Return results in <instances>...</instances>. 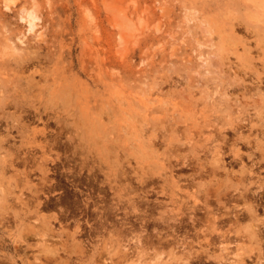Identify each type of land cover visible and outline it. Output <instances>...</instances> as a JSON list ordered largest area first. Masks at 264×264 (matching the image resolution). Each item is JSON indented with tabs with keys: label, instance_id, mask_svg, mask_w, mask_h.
Here are the masks:
<instances>
[{
	"label": "rangeland",
	"instance_id": "374dc122",
	"mask_svg": "<svg viewBox=\"0 0 264 264\" xmlns=\"http://www.w3.org/2000/svg\"><path fill=\"white\" fill-rule=\"evenodd\" d=\"M263 181L264 0H0V264H264Z\"/></svg>",
	"mask_w": 264,
	"mask_h": 264
},
{
	"label": "bare ground",
	"instance_id": "6f19581e",
	"mask_svg": "<svg viewBox=\"0 0 264 264\" xmlns=\"http://www.w3.org/2000/svg\"><path fill=\"white\" fill-rule=\"evenodd\" d=\"M11 1H13V0H4V4H5V7L6 8H8V4L11 2ZM23 19H25V21L27 22V25H28V31H33L34 30V27H35V21H36V19H38V16L36 15V12H35V10H33V9H30V10H28L26 13H25V16H23L22 17ZM119 39H121L120 38V36H119ZM241 154V153H240ZM242 178V177H241ZM250 178V177H249ZM261 180V179H260ZM241 191V190H240ZM252 192V191H251ZM246 193V192H245ZM232 194V193H231ZM238 194V193H237ZM243 195H244V193H242ZM264 194V181L262 182V183H258L257 184V186H256V189L254 190V198H257V199H260L261 197H262V195ZM239 196H240V194H239ZM229 197V196H228ZM233 197V196H232ZM243 198H245V197H243ZM264 198V197H263ZM256 199V200H257ZM262 199V198H261ZM261 199H260V201H261ZM255 200V199H254ZM230 201V200H229ZM247 201H249V200H247ZM236 202V201H235ZM259 203V202H258ZM234 209V208H233ZM251 209V208H250ZM239 210V209H238ZM230 211H232V210H230ZM262 211V210H261ZM229 212V211H228ZM252 212L254 213V211L252 210ZM263 212H264V210H263ZM236 214V213H235ZM192 215V214H191ZM259 215V214H258ZM192 217H195V216H192ZM236 218V217H235ZM245 218V217H244ZM243 219V218H242ZM183 220V219H182ZM190 220V219H189ZM195 220V219H191V222H193V221ZM178 221H179V219H178ZM180 223V222H179ZM250 227H251V225H250ZM262 227H264V225H262ZM262 227H260V228H258V229H254V230H252V232L254 233V234H256V235H259V234H261V235H263V232L261 231L262 229ZM216 228V227H215ZM218 228V227H217ZM124 246V245H123ZM123 250H125V248H123ZM261 254H262V252H261ZM260 257V256H259ZM251 258V257H250ZM262 258V257H261ZM254 260V259H253ZM260 260H258V262H259ZM257 263V262H256ZM255 263V264H256ZM260 263H261V261H260ZM259 263V264H260ZM262 264V263H261Z\"/></svg>",
	"mask_w": 264,
	"mask_h": 264
}]
</instances>
